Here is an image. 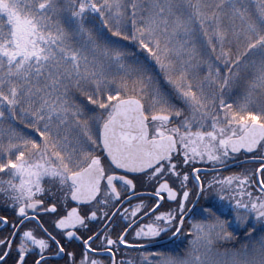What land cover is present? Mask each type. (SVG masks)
<instances>
[{
  "label": "snow or ice",
  "instance_id": "6c2138e0",
  "mask_svg": "<svg viewBox=\"0 0 264 264\" xmlns=\"http://www.w3.org/2000/svg\"><path fill=\"white\" fill-rule=\"evenodd\" d=\"M0 174V264H264V0H0Z\"/></svg>",
  "mask_w": 264,
  "mask_h": 264
},
{
  "label": "trees",
  "instance_id": "16d2710c",
  "mask_svg": "<svg viewBox=\"0 0 264 264\" xmlns=\"http://www.w3.org/2000/svg\"><path fill=\"white\" fill-rule=\"evenodd\" d=\"M240 95L239 90L236 91L234 94L233 98L235 99L237 96ZM20 130L25 134V135H31L32 130L25 128L23 125H20ZM253 167H258L256 164H247L243 165L240 168L236 169H231V174L238 173L239 169H249L253 170ZM254 168V169H255ZM227 173V172H224ZM3 175V174H0ZM224 175V174H222ZM7 179V177H4ZM2 199V197H0ZM256 223V222H254ZM256 227L259 228L260 224L256 223ZM188 225H185V232H187ZM243 235L242 230L237 231V234L233 241L226 243L224 246L231 248L233 246L239 247L238 242L241 241V237ZM183 241V242H182ZM187 246V241L183 240V237H179L175 243H168L164 242L162 244H156V245H150L142 248H118L117 251L115 252V261L116 264H145V258L147 257L148 261H151V264H157V261L162 259L161 256L157 255V253H164L168 254L173 251H179L183 252L184 248ZM151 253L152 255H148Z\"/></svg>",
  "mask_w": 264,
  "mask_h": 264
},
{
  "label": "flooded vegetation",
  "instance_id": "af4514ba",
  "mask_svg": "<svg viewBox=\"0 0 264 264\" xmlns=\"http://www.w3.org/2000/svg\"><path fill=\"white\" fill-rule=\"evenodd\" d=\"M247 155L250 156L251 154H247ZM236 159H237V160H236ZM245 159H246V156H245L244 152H241V153L235 155V160H234V161H229L228 164H227V168H226V169H224V170L220 169L221 174H224L225 176H226V175H231V171H230L231 169L240 168L241 166H243V165H247V164H253V163H242V162L245 161ZM240 163H242V164H240ZM235 164H239V165H235ZM232 165H234V166H232ZM195 167L204 170V171L201 172V179H202V180H207L208 178L211 177L212 173H211L210 171H207L208 169H211V167H212L211 165H210V166H206V165H199V164H197V165H195ZM242 170H243L242 168L239 169L238 173H236V174H239ZM224 172H227V173H224ZM137 191H138V192H151V187L148 186V185H145V186H139V185H138ZM144 199H145V203H149L151 198L148 197V196H145ZM193 199H194V198H193ZM132 203L135 204L136 201L133 200ZM162 205H163V206L160 208V211H166L168 208H170V207H174L173 204H171L170 202H167V201H162ZM69 206H70V207H71V206H76V202L73 203V202L69 201ZM45 219H47V217H46ZM191 219H192V217H190V216L185 217L186 222L189 221V220H191ZM143 222L146 223L147 220H144ZM116 223H117L118 225H123V221H122L119 217H117V221H116ZM2 227H3V226L0 225V228H2ZM81 231H83V230H81ZM118 231H119V229H117V232H118ZM117 232H113V234H112V238H113V239L116 238ZM89 234H90V233H89ZM128 237L133 238L134 241H129ZM127 239H128V241H129V243H127V244H125V245H121V246H119V248H128V247H130V246H135V245H137V244H135V242H137L138 240H137V238L135 237L134 232L130 233V234L127 236ZM139 239H140V238H139ZM130 242H133V243H130ZM142 245H146V244H142ZM82 247H83V245H82L81 242H79V241H73V242L69 245V250L75 249V250L79 251ZM113 251L116 252L117 249L114 248ZM97 258L104 260L105 264H107V263L112 264V262H111V257H110L109 254H105V255L99 256V257H97ZM56 264H64V261H63V260H60V261L56 262Z\"/></svg>",
  "mask_w": 264,
  "mask_h": 264
},
{
  "label": "rangeland",
  "instance_id": "374dc122",
  "mask_svg": "<svg viewBox=\"0 0 264 264\" xmlns=\"http://www.w3.org/2000/svg\"><path fill=\"white\" fill-rule=\"evenodd\" d=\"M203 74V73H202ZM235 160V159H234ZM234 160H229V161H234ZM237 160V159H236ZM228 161V162H229ZM197 164H199V165H206V166H210L211 165V163L210 162H207V161H205V162H197L195 165H197ZM212 166V165H211ZM254 168L255 167H253V170H254ZM253 222H255L254 220H253ZM137 238V237H136ZM128 239H129V241H134V239L133 238H131V237H128ZM127 239V240H128ZM137 242H135V244H137V245H142V244H147V241H145L144 239H142V238H137ZM129 241H128V243H129ZM130 243H133V242H130ZM107 264H109V263H107Z\"/></svg>",
  "mask_w": 264,
  "mask_h": 264
},
{
  "label": "water",
  "instance_id": "95a60500",
  "mask_svg": "<svg viewBox=\"0 0 264 264\" xmlns=\"http://www.w3.org/2000/svg\"><path fill=\"white\" fill-rule=\"evenodd\" d=\"M241 152H244V150H241ZM237 154H239V153H236L235 155H237ZM242 163H245V162H242ZM235 165H238V164H235ZM232 166H234V165H232ZM71 202H73V201H71ZM73 203H75V202H73ZM139 248H142V247H139Z\"/></svg>",
  "mask_w": 264,
  "mask_h": 264
}]
</instances>
